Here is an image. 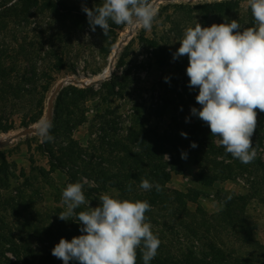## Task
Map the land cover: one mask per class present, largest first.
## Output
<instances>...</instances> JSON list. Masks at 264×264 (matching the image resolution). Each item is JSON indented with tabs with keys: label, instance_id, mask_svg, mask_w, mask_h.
I'll use <instances>...</instances> for the list:
<instances>
[{
	"label": "rangeland",
	"instance_id": "374dc122",
	"mask_svg": "<svg viewBox=\"0 0 264 264\" xmlns=\"http://www.w3.org/2000/svg\"><path fill=\"white\" fill-rule=\"evenodd\" d=\"M15 1L13 0L9 6ZM47 1L64 2L69 8H79L83 13V6L93 9L103 3V0H39V5L31 10L34 17L31 18L32 24L28 29L34 23L46 27L44 24L50 22V27H43L45 30L42 32L44 33L40 35L32 34L28 29H19L15 42L19 44L26 42L27 45L34 42L35 49L42 51L40 58L43 60L41 64L43 69L52 68L54 58L50 55L53 52H57L65 59L66 67L55 70L52 74V78L57 81L46 95L45 115L47 114L48 100L60 82L73 76L75 79H89L104 70L116 43L129 26L126 24L116 25L109 20L110 28L105 35L99 26H96V30L93 32L87 21L81 30H76L73 27V18L67 22L58 23L49 9H42ZM154 1L152 0L150 3ZM217 1L222 0L162 2L156 8V16L151 30L139 27L133 34L117 57L112 76L101 81L99 85L91 86L98 90L116 75L120 78V82L114 93L111 94L108 89L103 88L97 96L89 97L83 105L80 103V109L74 110L75 123L76 120L81 119L83 122L73 130L65 132L61 130L59 137L51 141L50 146L56 156H60L62 151L66 152L69 147H76L77 150L78 147L86 149L85 152L88 154H86L84 163L76 157L74 165L65 160V170L51 171L49 156L41 148L42 139L37 133L21 137L7 146L0 147V180L7 176L8 171L13 175L10 179V186L0 190V264L47 262L53 249L50 244L56 246L61 239L48 240L45 237V230L50 227H58L62 228L63 235H65L70 234L74 228L78 229V227H74L77 221L75 216L69 217L70 220L63 221L59 219L58 215L66 210V205L62 201V191L69 185L68 173L75 175L73 183L82 184L83 194L86 201L90 202L91 207L98 206L100 197L104 194L114 198L119 197L120 192L117 189L110 188L108 183L104 186L102 181L98 180V176L88 170L91 165L97 170L100 167L99 164L108 167L112 159L108 155L107 149L102 145L104 136H107L106 141H114V134L110 133L108 128L116 131L118 138H126L131 130L140 129V126L159 133L175 130L177 134H181V132L187 133L190 130L194 125V116L191 114L192 103L188 99L194 97L198 88L189 87V77L186 74L189 64L188 57L182 56L173 59V54L180 47L179 42L188 27L194 28L197 23L204 27H210L218 22L213 16L204 21L198 10L173 6L177 4L197 6ZM167 4H171V7L162 8ZM248 7L247 0H241L240 14L246 13ZM160 9L161 11H159ZM12 36L10 33L3 34V38H0V49L10 45L13 41ZM163 52L165 54L161 60L159 57ZM165 77L168 78L167 82ZM50 81L52 80L49 78L38 76L31 83V88H38V92H42L43 86ZM70 85L73 84H66L65 87ZM156 95H158L157 100L161 95L164 98V103L160 105L164 108L159 117L157 115L158 107L150 105L151 103L156 104ZM58 96L54 100V112ZM32 98L34 97L28 98L19 107V114L11 113V109L0 112V118H4V122L8 124H13L15 128L8 132H0V135L25 129L21 125L22 116L29 113L27 111L30 107L28 101L33 100ZM65 118L66 116H62L61 120ZM261 119L262 116L257 114L256 129L264 132L260 126ZM105 121H109L110 124L106 125ZM72 127L73 124L68 128L72 129ZM263 135V133L260 134V136ZM68 136H71V141L68 140ZM256 140H258V135L253 134V147L257 156L264 160V141L259 146L258 142H255ZM75 165L78 166V170ZM182 165L183 172H173L166 187L185 194L192 193L194 190H203L204 196L198 198L196 202L188 203L189 211L192 213H195L197 207H202L208 215L217 216L222 211L221 198L223 194L247 197L244 215L246 222L252 227L250 237L254 240V244L238 241L229 227L224 231L218 227V232H222L220 234L213 232L212 238L228 253L234 254V258L249 257L257 264H264V187L258 192L257 186L252 183L254 180L252 177H237L238 174L234 179L216 182L211 187H207L202 185L197 177L199 169L193 164L191 158L183 159ZM44 171L46 173H42ZM172 181L174 182L172 183ZM90 210L89 204L86 203L76 211ZM216 218L215 224L223 226L220 223L222 219ZM185 222L190 224L191 221L186 219ZM147 223H150L151 229L155 232H163L162 237L165 239L161 238L164 240V244L166 247L169 246L171 252L176 256H188L189 252L194 251L195 255L201 258L206 246L205 240H194L192 235L181 227V220H178L176 215L169 212L154 213L152 221ZM201 233L204 234V232ZM82 234L84 233H80L78 236ZM78 236L76 235V237ZM64 239L71 241L72 238L65 237ZM15 252L19 254L15 255ZM53 258L63 264L62 260L54 256ZM76 262L78 261H69V264Z\"/></svg>",
	"mask_w": 264,
	"mask_h": 264
},
{
	"label": "trees",
	"instance_id": "16d2710c",
	"mask_svg": "<svg viewBox=\"0 0 264 264\" xmlns=\"http://www.w3.org/2000/svg\"><path fill=\"white\" fill-rule=\"evenodd\" d=\"M12 1L0 0V38H3L5 33L13 35V41L10 45L0 49V112L11 109V113L19 114V107L28 98L34 97L32 98L33 100L28 101L30 103V107L27 109L29 113L22 116L21 125L27 128L44 118L46 95L57 81L52 78V74L55 70L66 67V64L62 56L57 52H53L50 56L54 58V64L52 68L45 70L41 66L43 62L40 58L42 51L35 49L36 45L34 42H30L28 45L25 44L26 42L24 44L15 42L17 41L19 29H28L30 24H32L31 18L34 17V13L31 10L39 5V0H16L15 3L9 6ZM151 1L149 0V2ZM168 7H171V4H167L162 8ZM173 7H188L189 9L198 10L202 14L204 21L213 16L218 24L237 20L242 29L255 26L249 7L246 13L240 14L241 0H222L220 2L198 4L197 6L177 4ZM20 8H22L21 11ZM42 9H49L56 17L58 23L67 22L73 18V27L76 30H81L88 21L85 12H80L79 8H69L64 2L54 3L53 1H47L42 6ZM34 24L28 29L29 32L40 35L44 33L42 32L45 30L44 28L50 27L51 23L46 22L44 24L46 27ZM164 54L163 52L159 59L162 60ZM38 76L52 80L43 86L42 92H38V88H31V83ZM119 79L114 75L110 82L104 83L98 90L93 87L82 89L73 85L65 87L56 101L52 121L53 127L50 130V134L57 139L61 130L65 132L75 129L83 122L81 119L76 120L75 123V111L80 109V103L83 105L89 97L97 96L103 88L108 89L113 94L115 88L118 87ZM198 92L199 89L194 94V97L188 100L192 103V107L200 109L202 106L196 101ZM161 96L156 104H150L151 107H158V117L164 108V106H160L164 103V98ZM166 104L168 105V101ZM257 114L262 116L260 126L264 129V113L257 110ZM62 116H66V118L61 120ZM4 123H6L4 118H0V132H8L15 129L13 124ZM71 124H73L72 129L68 128ZM105 124L108 125L110 122L105 121ZM108 131H111L110 133L113 132L114 141H106L107 136H104L102 137V145L107 149L108 155L112 159L108 167H103L102 164H99L100 167L97 170L92 165L89 166L88 170L90 173L97 175L98 180L102 181L104 186L108 183L110 188L117 189L120 192L117 198L148 202L150 210L145 213V222H151L154 213L169 212L172 215H176L178 220H181V227L187 230L194 240H205L206 246L201 258H198L194 251L189 252L188 256L180 257L173 254L169 246L166 247L164 240H162L164 238L162 237L163 232L158 233L151 229L153 234L160 240V245L156 256L149 261V264H257L249 257L234 258V254L228 253L212 238L213 232L217 234L222 232H218V227L223 231L229 227L232 231L231 233L238 241L245 244H254V240L250 237L252 227L246 222L244 215L247 197H233L230 194H223L221 198L222 211L217 216H211L202 207H197L195 213L190 212L188 208L189 202H196L198 198L204 196L203 190H194L192 193L188 192L185 194L177 190H170L166 185L170 181L173 172H183L181 153L184 152L187 157L192 159L193 164L198 167L197 177L202 185L211 187L216 182L234 179L238 174L237 177H252L254 179L252 183L257 186L256 188L259 192L264 187V160L262 157L256 156L249 164H243L238 159L233 158L231 154L225 151L224 147L218 146L216 142L218 138L211 135L209 126L197 116H194V125L187 131L186 138L181 134H177L175 130L159 133L145 126L131 130L126 138H118L116 131L109 128ZM261 133L264 134L259 129L254 132L255 135H258V140L255 142H258L259 146L264 143V135L260 136ZM67 138L69 141L72 140L71 136ZM192 142H195L198 147L192 148L190 146ZM50 145L51 141L42 142L41 148L49 156L51 171L55 169L65 170V160L74 165L76 157L84 163L86 154H88L85 152L86 149L81 147H78V150L76 147H69L67 150L64 149L66 152L62 151L60 156H56ZM75 167L78 170V166L75 165ZM12 177L13 175L8 171L7 176L0 180V190L10 186ZM68 178L69 184H71L74 182L75 175L68 173ZM142 179H147L153 184V188L148 191L142 189L140 187ZM155 184L160 185L161 190L159 192L156 191ZM129 185L131 190L128 188ZM228 196H231L230 200L226 199ZM216 217L222 219L220 223L223 226L220 225V227L215 224ZM184 219L191 221L190 224L185 222ZM75 223L76 226L74 227H78V229L74 228L70 234L63 235L64 231L62 228L50 227L45 230V237L51 241H57L65 237H69V239L76 237V235L78 236L81 233L80 228L82 225L78 220ZM201 232H204V234ZM50 245L53 248L55 247V244ZM50 253V258L46 259L47 262L43 261L40 264H60L55 261L56 259L53 258L52 252ZM14 254L17 255L19 253L15 252ZM75 264H79V262ZM136 264H144L140 248H137Z\"/></svg>",
	"mask_w": 264,
	"mask_h": 264
},
{
	"label": "clouds",
	"instance_id": "9594fccd",
	"mask_svg": "<svg viewBox=\"0 0 264 264\" xmlns=\"http://www.w3.org/2000/svg\"><path fill=\"white\" fill-rule=\"evenodd\" d=\"M255 21L254 27L243 28L232 20L230 23L188 27L173 59L187 56L186 74L189 87L198 88L196 101L202 107L191 108L217 137L218 146L243 164L251 163L257 156L252 136L257 126V110L264 113V0H247ZM88 23L94 32L99 26L107 35L111 20L116 25H135L151 30L156 9L149 0H103L93 9L83 6ZM165 81L168 78L165 77ZM187 122V118H186ZM51 120L41 119L35 131L42 142H50ZM183 137L187 133L181 132ZM198 147L195 142L190 145ZM181 158L187 154L182 152ZM140 187L146 191L153 188L147 179ZM131 190V186H128ZM157 192L161 190L155 184ZM231 199V196L226 198ZM66 210L59 219L70 220L75 216L82 225L78 237L71 241L61 238L52 249V255L69 264H136L137 248L141 249L144 264H149L157 254L160 240L145 222L150 210L146 201H130L114 198L108 194L100 197V203L91 207L82 191V184L71 183L62 191ZM89 204L90 211L76 210Z\"/></svg>",
	"mask_w": 264,
	"mask_h": 264
},
{
	"label": "bare ground",
	"instance_id": "6f19581e",
	"mask_svg": "<svg viewBox=\"0 0 264 264\" xmlns=\"http://www.w3.org/2000/svg\"><path fill=\"white\" fill-rule=\"evenodd\" d=\"M139 29V26H135V25H129L125 32H123V34L121 35L120 39L118 40V42L116 43L110 57H109V63L108 65L104 68V70L96 76H92L89 79H85L84 82L90 84V83H95V82H99V81H104L107 78L110 77V75L113 73L114 68H115V63L117 60V57L119 56L121 50L124 48V46L126 45L127 42H125L127 40V38L130 36L131 33H135L137 32V30ZM74 77V76H73ZM68 78L69 80H75V78ZM66 80V79H65ZM65 80L63 82H65ZM52 116V109L51 107H49L47 109V114L45 115V117L43 119H48L50 120ZM35 128V127H34ZM17 132H11L9 134H2L0 135V142H3L4 140H8L14 136H16Z\"/></svg>",
	"mask_w": 264,
	"mask_h": 264
},
{
	"label": "water",
	"instance_id": "95a60500",
	"mask_svg": "<svg viewBox=\"0 0 264 264\" xmlns=\"http://www.w3.org/2000/svg\"><path fill=\"white\" fill-rule=\"evenodd\" d=\"M176 1H184V0H155L152 4L154 5L155 9L158 7V5L162 2H176ZM193 1H197V0H193ZM134 33H131L130 36L127 38V40L125 42H128L131 37L133 36ZM112 76V75H111ZM101 81L99 82H95V83H86L84 82V80L82 79H75V80H69V79H66L65 82H60L55 90L53 91V93L51 94L49 100H48V105H47V109L49 107H51L52 109V116L50 118V120L52 121L53 119V115H54V100L55 98L60 94V92L64 89L65 85L66 84H73L75 86H84V87H91V86H94V85H99ZM35 125H32V126H29L25 129H22L20 131L17 132L16 136L8 139V140H4L3 142H0V147H4V146H7L11 143H13L15 140L21 138V137H26L28 135H32V134H36V131H35Z\"/></svg>",
	"mask_w": 264,
	"mask_h": 264
},
{
	"label": "built area",
	"instance_id": "2783aa9c",
	"mask_svg": "<svg viewBox=\"0 0 264 264\" xmlns=\"http://www.w3.org/2000/svg\"><path fill=\"white\" fill-rule=\"evenodd\" d=\"M142 59H143V56L141 57V61H142ZM157 96L158 95H156V99H155L156 100V103L158 102V100H157L158 97Z\"/></svg>",
	"mask_w": 264,
	"mask_h": 264
},
{
	"label": "crops",
	"instance_id": "0c3cea01",
	"mask_svg": "<svg viewBox=\"0 0 264 264\" xmlns=\"http://www.w3.org/2000/svg\"><path fill=\"white\" fill-rule=\"evenodd\" d=\"M174 181H172V183H173Z\"/></svg>",
	"mask_w": 264,
	"mask_h": 264
}]
</instances>
